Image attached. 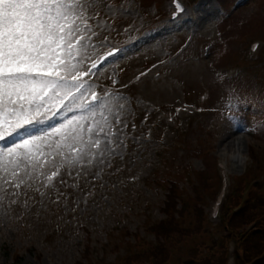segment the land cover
<instances>
[{"label": "rangeland", "instance_id": "374dc122", "mask_svg": "<svg viewBox=\"0 0 264 264\" xmlns=\"http://www.w3.org/2000/svg\"><path fill=\"white\" fill-rule=\"evenodd\" d=\"M235 1L229 0L223 8L232 16L228 19H224L216 0L198 1L195 6L201 16L200 31L183 55L180 51L185 45L182 44L185 37L180 38L182 35L177 28L165 30L160 25L166 24L170 0H110L120 9L115 17L117 29L111 34L118 44L127 41L130 35L138 39L154 31L146 47L139 48L116 65L123 71L117 95L126 97L129 102L122 119L127 122L125 143L130 144V150L128 153L124 151L125 161L119 156L112 159V167L105 169L107 175L101 182L106 181V186L101 189L100 184H95L96 197H89V205H80V208L87 207L83 213L79 209L73 210L72 188L58 185L61 191L69 194L59 198L63 203L62 211H57L56 203H52L56 199L54 190L42 198L33 189H27V195L22 199L28 200L29 210H17L13 205L7 223H0V264H84L90 256L92 244L95 248L91 249L92 262L88 261L89 264H102V257L112 260L128 253H133L134 258L139 250L143 251V247H134L135 241L144 239L143 246L156 242L154 231H173L169 234V241H158L167 244L169 260L172 259L173 264L187 261L197 254L212 256L206 247L211 245L208 241L213 238L216 221H200L199 210L194 206L199 200L198 194L204 191L209 195L206 210L211 214L214 202L211 195H217L220 189L219 178L214 174V160L208 157L213 155L217 161H225L233 182L232 199L234 195L240 197L239 178L246 171L245 162L249 160L252 168L258 166L245 178L247 182L264 174V50L258 60L252 61L248 53L251 42L244 41L253 36L264 39V0H250L238 9L232 6ZM100 13L101 19L109 17L103 6ZM210 52L213 53L212 59ZM236 52L248 65L237 73L238 78L225 82L221 79L220 66L238 69ZM171 56L176 59L172 61ZM111 72L112 69L106 71L98 79L99 83L111 84ZM234 74L235 71L229 73L230 76ZM184 93L185 103L198 110L207 107L210 112L198 113L192 118H178L177 123L166 125L168 119L161 117L164 110L173 108L176 113L177 107H184ZM249 103L259 111L253 117L258 125L257 133H260L258 137L242 132L239 119ZM154 107L158 109L153 117L148 118ZM232 119L236 121L232 123ZM159 120L163 126L157 127L155 134L158 136L166 130V147L161 138L148 133L153 123ZM148 134L153 136V142L145 141ZM134 135L138 144L131 140ZM163 147V151L157 154L161 163L160 159L153 162V157L149 156ZM260 156L263 167L259 164ZM149 163L157 165V170L148 180L142 181L145 186L136 184L137 189L131 186V189L122 191L124 179L133 177L135 171ZM117 169L123 171L118 173ZM66 180L73 182L71 177L66 176ZM37 185L39 181L33 183V187ZM80 185L85 188L83 180ZM41 190L44 189L41 187ZM184 194L190 198V206L195 208L193 221L188 216L191 211L182 213L180 196ZM261 194L264 197V187ZM94 201L98 208L94 207ZM124 212L128 214L123 216ZM161 224H167L165 230L161 229ZM232 254L230 249L229 255ZM220 257L221 253L217 254L216 262Z\"/></svg>", "mask_w": 264, "mask_h": 264}, {"label": "snow or ice", "instance_id": "6c2138e0", "mask_svg": "<svg viewBox=\"0 0 264 264\" xmlns=\"http://www.w3.org/2000/svg\"><path fill=\"white\" fill-rule=\"evenodd\" d=\"M101 6L111 18L120 12L110 0H0V223L27 189L42 198L53 189L59 203L69 194L57 184L74 190L73 210L87 211L80 205L95 197L93 181L103 180L112 159H123L129 102L85 80L122 51L102 36L111 25L100 18ZM100 47L109 48L104 57L96 55Z\"/></svg>", "mask_w": 264, "mask_h": 264}, {"label": "trees", "instance_id": "16d2710c", "mask_svg": "<svg viewBox=\"0 0 264 264\" xmlns=\"http://www.w3.org/2000/svg\"><path fill=\"white\" fill-rule=\"evenodd\" d=\"M250 210H251L250 208L249 209L246 208L242 210L239 214H237L236 217L231 221H226L225 224L226 230L232 233L234 231L241 230L242 227L248 223L250 225L255 222H259V221H250L254 218L252 216L247 217ZM235 219L238 221H236ZM239 220H244V221H239ZM257 227L258 225L256 226V228ZM162 229L164 228L162 227ZM164 238H166V235ZM241 241H242L241 249L243 251V254L239 256L238 264H245L246 262L249 264H264V257H260L261 254L264 252V232H261L260 230H256L248 235L243 234L241 237ZM224 245L225 242H222L221 249L224 248ZM148 252L149 254L147 260L143 264L145 263L162 264L164 262L165 254H166L165 246H161V247L156 246L154 248H151V250ZM213 258L214 257L212 256L208 260H206L204 258H198V255H195V257L185 262V264H225L226 263V260H224V256L221 258V262L219 263L214 262Z\"/></svg>", "mask_w": 264, "mask_h": 264}]
</instances>
